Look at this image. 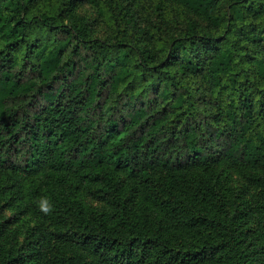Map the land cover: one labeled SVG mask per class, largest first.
I'll use <instances>...</instances> for the list:
<instances>
[{
	"label": "trees",
	"instance_id": "obj_1",
	"mask_svg": "<svg viewBox=\"0 0 264 264\" xmlns=\"http://www.w3.org/2000/svg\"><path fill=\"white\" fill-rule=\"evenodd\" d=\"M135 1L89 0L113 30L100 39L74 0H0V213L9 199L35 211L38 264H241L230 239L117 231L79 204L54 215L58 191L116 198L124 179L151 192L174 232L225 230L196 209L221 203L207 175L222 162L264 171V0H149L156 30L139 26ZM32 91L46 100L35 123L8 105ZM18 145L24 155L1 153Z\"/></svg>",
	"mask_w": 264,
	"mask_h": 264
},
{
	"label": "rangeland",
	"instance_id": "obj_2",
	"mask_svg": "<svg viewBox=\"0 0 264 264\" xmlns=\"http://www.w3.org/2000/svg\"><path fill=\"white\" fill-rule=\"evenodd\" d=\"M75 1V17L84 18L92 28L93 36L100 39H110L113 30L109 23L99 15L97 9L89 0ZM133 11L138 15V24L141 28L152 27L157 29V18L150 11L149 0H136ZM187 16L197 20L201 24L207 21L190 12ZM163 30L173 27L170 20L164 21ZM33 72H28L25 79L34 77ZM43 87L38 82L37 87ZM57 86V84H56ZM46 103L39 93L32 91L28 96H22L8 101V105L17 111L20 115L28 114L32 123H35V113L39 111ZM103 124L102 129L107 128ZM21 139H24V132L21 133ZM18 145L13 149L2 152L8 159L14 156ZM21 153L25 154V146L20 147ZM167 151L171 148L167 146ZM175 158H181L183 152L180 149L170 150ZM208 179L216 187L217 194L221 198L220 205H196L199 214L206 215L211 212L212 215L221 217L226 222V229H214L201 226L196 230L187 229L185 232L176 233L171 228L162 211L160 202L152 199V194L147 189L138 185L134 180L121 179L117 189L116 198L108 195L105 198L94 196L89 192L79 193L75 189L58 191L54 203L58 205L55 208V217L65 220L62 214L66 216L71 214L68 206L74 208L77 204L82 205L87 213L103 215L108 219L110 226L119 230H127L132 226L140 232L152 234L159 233L172 241L179 240L183 243L190 242L191 245L203 244L207 241H221L230 239L236 243L242 252L241 264H264V171L257 169L236 170L227 162L217 165ZM185 187L192 190V184L185 182ZM42 193H45L42 190ZM58 199V200H57ZM66 200V205L61 206V200ZM0 213V264H38L39 260L33 254L31 241L36 242L38 235L36 229L40 226L39 218L33 209L27 211L26 208L18 206L12 199L8 202H2ZM45 205L50 204L47 198H44ZM51 208L53 204H50ZM49 255L54 251L46 247ZM57 259L59 255L56 256ZM195 264V263H191ZM217 264V263H213Z\"/></svg>",
	"mask_w": 264,
	"mask_h": 264
}]
</instances>
